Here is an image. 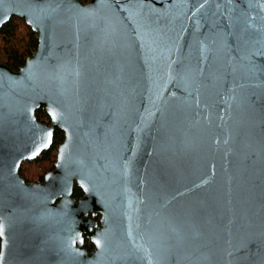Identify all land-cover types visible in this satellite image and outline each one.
I'll list each match as a JSON object with an SVG mask.
<instances>
[{
    "label": "water",
    "instance_id": "water-1",
    "mask_svg": "<svg viewBox=\"0 0 264 264\" xmlns=\"http://www.w3.org/2000/svg\"><path fill=\"white\" fill-rule=\"evenodd\" d=\"M12 18L37 48L0 63V264H264V0H0Z\"/></svg>",
    "mask_w": 264,
    "mask_h": 264
},
{
    "label": "trees",
    "instance_id": "trees-1",
    "mask_svg": "<svg viewBox=\"0 0 264 264\" xmlns=\"http://www.w3.org/2000/svg\"><path fill=\"white\" fill-rule=\"evenodd\" d=\"M82 3L84 4L83 1ZM36 48L37 37L23 20L12 18L0 29V63L6 65L10 70L18 71ZM35 116L40 123L49 124V118L43 110L37 111ZM61 141L62 134L56 131L51 149L44 152L35 162L42 165L54 162L55 150ZM20 176L26 183L42 181L43 178V175L37 178L27 176L23 169L20 170ZM81 196L80 189L74 186L72 198L77 201Z\"/></svg>",
    "mask_w": 264,
    "mask_h": 264
},
{
    "label": "flooded vegetation",
    "instance_id": "flooded-vegetation-1",
    "mask_svg": "<svg viewBox=\"0 0 264 264\" xmlns=\"http://www.w3.org/2000/svg\"><path fill=\"white\" fill-rule=\"evenodd\" d=\"M84 3H86V1H83ZM56 131H59V130H55V132ZM55 132H54V135H55ZM60 132V131H59ZM61 134H62V132H60ZM53 140H54V136H53ZM63 142V134H62V141L57 145V148H58V146L61 144ZM52 145H53V141H52ZM52 145H51V147H52ZM51 147H50V149H51ZM57 148H56V150H55V159H54V162H55V160H56V151H57ZM49 149V150H50ZM48 150V151H49ZM46 152V151H45ZM44 153V152H43ZM42 153V154H43ZM41 154V155H42ZM40 155V156H41ZM39 156V157H40ZM38 157V158H39ZM37 158V159H38ZM37 159H35L34 161H32V162H34V163H36L35 161L37 160ZM32 162H24L22 165H21V167H20V169H19V176H20V170L23 168V166H24V164H26V163H32ZM54 162H53V164H52V166H51V168L50 169H48L47 171H45L44 172V175H43V178H42V181H37V182H32V184H35V183H42L43 182V179H44V176L47 174V173H50V172H52L53 170H54ZM21 177V176H20ZM22 178V177H21ZM26 183V182H25ZM74 186H76V185H74ZM81 191V190H80ZM82 193V192H81ZM82 197V196H81ZM88 218L89 219H91L92 221H94L97 225L99 224V221H100V215H92V214H89L88 215ZM96 229H99V226H97V228ZM85 244H86V246H85ZM83 247L90 253L93 249H94V247H93V245L89 242V240H88V238H87V236L86 235H83Z\"/></svg>",
    "mask_w": 264,
    "mask_h": 264
},
{
    "label": "rangeland",
    "instance_id": "rangeland-1",
    "mask_svg": "<svg viewBox=\"0 0 264 264\" xmlns=\"http://www.w3.org/2000/svg\"><path fill=\"white\" fill-rule=\"evenodd\" d=\"M53 162L45 163L44 165L38 164V163H26L23 166V172L30 177H39L41 175H44V172L51 168Z\"/></svg>",
    "mask_w": 264,
    "mask_h": 264
}]
</instances>
